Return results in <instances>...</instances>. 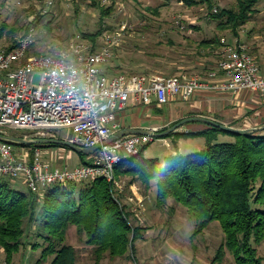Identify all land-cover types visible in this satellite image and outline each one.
I'll return each mask as SVG.
<instances>
[{"label": "trees", "instance_id": "trees-1", "mask_svg": "<svg viewBox=\"0 0 264 264\" xmlns=\"http://www.w3.org/2000/svg\"><path fill=\"white\" fill-rule=\"evenodd\" d=\"M174 1L189 7L205 4L220 35L229 32L233 37H239V29L249 20L252 8L259 0H235L236 9L217 8L218 11L213 0ZM92 4L100 10L102 20L112 12L111 7L103 8L96 0H92ZM101 31L82 32L81 37L86 40L80 42L90 44L92 52L97 51ZM3 32L2 25L0 37ZM220 35L198 41L197 56L221 49ZM15 46L16 38L4 50L9 51ZM116 67L122 69V66ZM129 70L140 72V75L148 72L147 69ZM191 123L200 122L187 124ZM230 127L245 129L236 124ZM167 129L162 128L159 132ZM171 135L177 138L203 137L204 147L193 154L176 152L160 164L158 159L143 156L148 145L144 146L138 154L115 167L116 179L131 177L146 190L154 182L157 206L164 207L170 199L182 206L194 220L196 234L217 222L223 232V241L211 260L212 264H222L227 254L232 264H264V258L258 253V246L264 242V129L238 133L205 124L202 130L172 133L165 137ZM10 144L28 148L31 153L35 148L59 146ZM87 157L89 155L80 164L89 163ZM13 183L7 177H0V248L5 253L6 264H13L14 256L25 246V226L29 223H37L36 237L42 241L41 244H31L32 247L42 248L41 259L52 257L50 264H75L76 250L66 242L69 226H74L77 234L86 237L95 264H99L105 255L110 258L123 256L127 249H134L135 241L141 237L142 228L131 222L132 213L126 205L120 204L114 186L103 178L79 184H54L40 195L27 188L18 190ZM132 183L133 180L129 183L131 187Z\"/></svg>", "mask_w": 264, "mask_h": 264}, {"label": "rangeland", "instance_id": "rangeland-1", "mask_svg": "<svg viewBox=\"0 0 264 264\" xmlns=\"http://www.w3.org/2000/svg\"><path fill=\"white\" fill-rule=\"evenodd\" d=\"M96 1L103 8H112L111 14L103 20L100 17V10L92 4V0H0V26L3 25L5 30L0 37V49L11 46L15 38L17 40L27 30L33 28L35 42L30 48V55L53 54L68 47L71 42L86 40L81 37L82 32L92 33L101 29L102 36L109 30H116L125 22L128 24L127 32L120 47L114 50L105 71L111 70V73L116 75L122 73L140 75V72H132L129 69L138 71L147 69L146 74L159 73L164 76L187 74L201 78L205 73L213 71L214 65L195 67V63L215 64L221 59V49L203 56H197L195 53L198 41L211 38L215 34L220 35L217 23L210 20L205 4L189 7L174 0L169 3L164 0ZM213 2L216 10L236 9L235 0ZM239 34L238 38L226 32L220 37L229 42H235L237 39L248 49L253 42L264 43V0H259L252 8L250 18L239 29ZM101 36L99 38H102ZM118 65L122 66V69L119 70L116 67ZM178 66L184 68L177 69ZM37 82L36 75L34 84ZM164 108L155 109L160 111ZM182 119L179 116L175 121L174 118H170L162 127L169 129L175 125L173 123ZM188 130L193 128L183 124L172 133ZM24 133L26 131L10 130L8 134L21 138ZM65 135L66 131L63 130L59 136L64 138ZM203 147V137L177 138L171 135L157 138L148 144L143 156L158 159L162 164L164 159L174 154L176 150L185 155L197 153ZM40 149L44 159L50 158L52 154L50 159L60 167H75L86 157L85 154L66 146H46ZM131 180L132 185H136L137 192L145 199V210L138 214L139 218L134 214L131 216V222L142 228L141 237L135 241L134 249H127L121 257L110 258L105 255L99 264H212L211 260L223 241V232L219 224L213 222L203 232L196 234L194 220L182 206L170 199L167 205L158 207L155 201V183L152 182L151 187L146 190L138 180L131 177L118 179L125 185V194L119 195V201L128 207L129 212L131 211L127 197L134 194L129 184ZM13 186L21 191L26 190L21 181L14 182ZM36 225L37 223H29L25 226L26 244L14 256L13 264H50L52 257L47 260L41 259L42 248L31 245L35 242L42 243L36 237L38 228ZM66 242L76 250L75 264H95L92 247L86 244L84 235L77 234L74 226H69ZM258 253L264 258V242L258 246ZM0 264H6L5 253L1 248ZM222 264H232L229 254Z\"/></svg>", "mask_w": 264, "mask_h": 264}, {"label": "built area", "instance_id": "built-area-1", "mask_svg": "<svg viewBox=\"0 0 264 264\" xmlns=\"http://www.w3.org/2000/svg\"><path fill=\"white\" fill-rule=\"evenodd\" d=\"M51 4V2H48ZM128 24L102 36L98 50L90 44L71 42L53 54L29 55L35 42L30 28L16 40L15 48L0 49V135L26 131V140H62L82 148H99L89 155V163L60 167L42 150L16 149L0 140V177L21 181L27 189L42 194L54 184L88 182L103 178L112 184L117 196L125 185L116 179L115 167L139 153L155 140L158 128L147 134L126 135L109 141L121 126L119 117L131 97L142 105L161 107L171 100L187 101L200 90H252L264 96V71L245 44L227 43L221 38L223 55L217 70L208 78L198 76L108 75L107 65L119 48ZM38 76L37 84L34 77ZM65 130L66 135L60 138ZM127 197L129 210L139 218L145 210L144 198L137 192Z\"/></svg>", "mask_w": 264, "mask_h": 264}, {"label": "crops", "instance_id": "crops-1", "mask_svg": "<svg viewBox=\"0 0 264 264\" xmlns=\"http://www.w3.org/2000/svg\"><path fill=\"white\" fill-rule=\"evenodd\" d=\"M234 41H237V39ZM226 42L229 44L234 43L229 41ZM253 43L254 44H250L248 51L264 71V43ZM222 52L223 47L221 48V53ZM218 62L215 64L198 62L195 63L196 66L193 64L192 67H199V65H208L210 67L214 65V71L217 70ZM105 66L106 65L102 66L104 71ZM182 68H184V66L177 67V69ZM105 72L108 75H116L111 73V70H106ZM209 73L210 72L205 73L201 78L207 79ZM181 75L184 74L178 76ZM163 107L165 108L158 111L155 109L157 106L154 103L151 105L136 104L131 97V101L123 116L124 123L122 124L120 116L121 126L117 129L116 133L125 129L148 130L153 127L158 128L159 132L164 128L162 126L166 120L174 118L175 121L178 116L179 118L182 117V120L193 117H203L227 126L236 124L240 128H253L264 123V96L259 92L248 89L239 91L200 90L187 101L171 100L161 108ZM198 122L200 123L187 124V122L185 124H187L188 127H192L193 130L204 129L206 123L201 121ZM175 147H177V143H175ZM176 152H178V150H176ZM88 159L87 157L86 160ZM125 178L127 177L123 179ZM131 189L134 192L136 190V185H132Z\"/></svg>", "mask_w": 264, "mask_h": 264}, {"label": "water", "instance_id": "water-1", "mask_svg": "<svg viewBox=\"0 0 264 264\" xmlns=\"http://www.w3.org/2000/svg\"><path fill=\"white\" fill-rule=\"evenodd\" d=\"M190 121H201L203 123H206V124L214 126V127H219V128H223V129H226V130H231V131L238 132V133L256 132V131H260V130L264 129V124H262L260 126H257V127H253V128L237 129V128H233V127H230V126H227V125H223V124L217 123V122L212 121V120L207 119V118L193 117V118H187L185 120H182V121L178 122L173 127L167 129L164 132H157V133H151V134L154 135L157 138L165 137V136H167L168 134H170L172 132H176L178 127H180L181 125H183V124H185L187 122H190ZM147 133H148L147 130L125 129V130H122V131L114 134L109 141L115 140L117 138H120V137H123V136H126V135L147 134ZM0 140H4V141L10 142V143H14V144H22V145H31V144L47 145L48 144V145L66 146V147H69V148L75 150L78 153L85 154V155H90V154L94 153L99 148V146H96V147H93V148H82V147H79V146H75V145L69 144L66 141H62V140H36V141H33V140H26L24 138H20V137H16V136H3V135H0Z\"/></svg>", "mask_w": 264, "mask_h": 264}]
</instances>
